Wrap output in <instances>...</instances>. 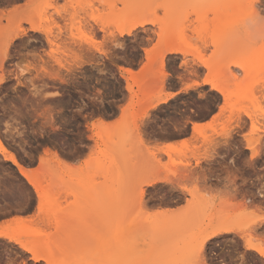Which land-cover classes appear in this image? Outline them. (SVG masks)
Here are the masks:
<instances>
[{
	"label": "rangeland",
	"instance_id": "rangeland-1",
	"mask_svg": "<svg viewBox=\"0 0 264 264\" xmlns=\"http://www.w3.org/2000/svg\"><path fill=\"white\" fill-rule=\"evenodd\" d=\"M17 5H0V48L18 27L26 31L1 65L0 139L30 170L47 159L46 150L63 164L52 165L58 177L44 183L55 200L38 204L0 156V173L14 171L12 180L25 189L18 200L0 199V220L21 219L1 228L47 258L33 260L0 239L5 264H220L219 248L229 251L224 263L264 264L245 249L251 239L264 244V223L253 225L264 218V0ZM149 18L141 31L118 37L120 27ZM27 21L50 28L54 46L29 31ZM172 47L185 55L161 61ZM121 68L133 77L125 80ZM46 74L57 78L40 77ZM33 88L42 96H32ZM57 92L59 98H42ZM167 94L171 99L145 113ZM81 105L83 115L74 111ZM97 120L110 126L94 131ZM195 122L202 124L193 132ZM168 137L181 142L166 149L161 142ZM154 179L164 181L144 186ZM105 197L118 203L105 205ZM221 227L236 232L207 241L199 252L204 235Z\"/></svg>",
	"mask_w": 264,
	"mask_h": 264
},
{
	"label": "bare ground",
	"instance_id": "bare-ground-1",
	"mask_svg": "<svg viewBox=\"0 0 264 264\" xmlns=\"http://www.w3.org/2000/svg\"><path fill=\"white\" fill-rule=\"evenodd\" d=\"M4 1H3L4 3H2L0 1L1 4H4L5 6H6V4L7 5L11 4V6L13 5L12 7L18 8L20 6V5H17L19 2H22L23 4H26V6H28L34 0H28V2H27V0H4ZM21 6H23V5H21ZM0 15H1L0 16V19H1L3 17V15H4V11H2L1 9H0ZM27 23L30 24L29 31L43 34L45 36V42L47 43V45L54 46L53 41L49 39V37L51 35V29L50 28H43L42 29V28L35 27L31 23V21H27ZM146 24H151L150 18L149 19H138L136 21H132L130 24H128L126 26H123V27H120L117 30V35H118V37H121V38L124 37V36H130L134 30H136L139 27L143 28V26L146 25ZM3 34H4L3 32H0V36L3 35ZM25 36H26V31L25 30H21V28H19V27L14 32H11V34L5 36V38L3 39V44H2V46L0 48V52H1V56H0V70L2 68L1 67L2 62L8 56L7 52L9 50L11 44L13 43V41L17 40V39H22ZM183 50L178 48V47L167 48V50H165L160 56L161 57V61L167 55H176L177 54V55L184 56L185 52ZM120 74H121V76L124 79H125L124 76H128L131 79L133 77V75H134V73L130 69H126V68L125 69L121 68L120 69ZM38 77L39 76H37V78ZM40 77H47L48 79L57 78V76H55V75H48V74H46L45 76L41 75ZM59 81H61V80L59 79ZM128 86L129 85H127V88H126L127 90L129 88ZM212 89L217 91L218 93H220L223 96V92L221 90H218L216 88H212ZM171 97H172L171 94H167V95H165L163 97L158 98L155 103L153 102L151 105H149L146 108L145 113H147V111L154 110V108H156L158 105L165 104L169 98L171 99ZM107 126H110L109 123L107 124V123H105V122H103L101 120H97V122L92 125L94 131L95 130L97 131L99 128L107 127ZM191 126H192L193 132H196L198 129L201 128V126L199 124H197V123H192ZM98 138H100L99 133L98 132H94L93 136L91 137V139H96L97 140ZM138 139H139V141L141 143L140 138H138ZM107 141H108V143L110 142V144L112 143V145H113L115 143V141H117V140H115L114 137L113 138L110 137ZM113 146H114V148L116 147V145H113ZM165 148L166 149H172L173 145H168ZM175 148L176 147H174V149ZM109 152H111V150ZM252 152H253V149L251 150V155H252ZM0 156L2 157V159L4 161L10 163L15 168V170L17 171L19 176L21 178H23L26 181V183L30 186V188L32 189V191L34 192V194L36 196V199L38 200V204H40L43 200H50V199H53V198L55 200L57 193L55 192V190L53 188L47 189L46 186L44 185V183H45L46 178L55 179L56 177H58L57 173L54 174V167H52V165H56V166L58 165V167H59L61 163L63 164V162L61 161L60 157H58L56 152H54V151L51 152L49 150H46L45 151V156L47 157V159L40 160L41 165H40V167L38 169L30 170L28 167H26V166L22 165V163H20V161H19L18 157L16 156V154H14V152H11L10 150H8L6 145L0 139ZM256 156H257V153H256ZM252 158H253V156H252ZM56 166H55V168H56ZM41 167H46L47 168L46 171L41 173L40 172ZM159 180L160 181H164V180H161V179H154V182L146 183L144 186L145 187H150V186L156 184L157 182H159ZM107 193H108L109 196L110 195H114V192H110V190H108ZM138 194L140 196L139 205L142 206V200L141 199H142V196H143V190H140V192H138ZM100 202L104 203L105 205L111 206V205H114V204L118 203V200L110 199V198H106L105 197L104 199H101ZM243 206H245V204ZM163 213H170V211L166 210ZM63 219H64V217L61 220L62 223H64ZM257 219H258V221H255V222L253 221L254 222V224H253L254 226H258V225L260 226L262 223H264V218L263 217L262 218H258L257 217ZM20 222H21L20 218H14L13 220L9 221V224L10 223L17 224V223H20ZM240 223L241 222H239V224ZM248 223H250V222H248ZM245 226H247V224H245ZM241 228H245V227L241 226ZM235 232H236L235 230L227 229V228H224V227H221L220 229H216V230L210 231L209 233L205 234L204 237L202 238L201 243H200L199 248H198V251L202 252V250H204L203 247H204V244L207 241H209L211 239H214L217 236L227 235V234L235 233ZM0 239H5V240H8L10 242H13V243L17 244L25 252L31 254L32 257H33V260H38V259H41V258L47 259L46 255H44V256L38 255L37 253H35L33 248L28 247L23 241H21V239H19L17 236H15L14 233H11V232H9V231H7L5 229H2L1 227H0ZM249 239H251V236H250ZM251 241H252V239L250 241L246 242L245 249L250 251V252L255 253L259 258L264 260V244L262 243V241L257 240V242H254V243L251 242ZM103 243L104 242H101L99 247H101L103 245ZM198 258H199V256H198ZM198 264H200V263H198ZM202 264H204L203 260H202Z\"/></svg>",
	"mask_w": 264,
	"mask_h": 264
},
{
	"label": "snow or ice",
	"instance_id": "snow-or-ice-1",
	"mask_svg": "<svg viewBox=\"0 0 264 264\" xmlns=\"http://www.w3.org/2000/svg\"><path fill=\"white\" fill-rule=\"evenodd\" d=\"M119 47V45H117ZM21 74H24V70H21ZM103 75V73H102ZM4 77L0 76V84L4 82ZM31 95L35 97H41V92L37 91L35 88L32 89ZM60 93H50V94H43V100L48 101L50 98H59ZM90 99L95 100L96 97L92 96ZM27 102V98H25V103ZM74 111L77 114L83 115L85 112H87V106L81 105L80 107H76ZM45 123H49L47 118H45ZM41 133H43V128L41 129ZM252 156L255 157L256 153L255 151L252 152ZM6 167V166H5ZM12 175H15L14 171ZM12 175H9L8 173H0V198H8L11 197L13 199H19L25 194V189L23 187H18L16 183L12 180ZM0 264H5L4 259L2 255H0Z\"/></svg>",
	"mask_w": 264,
	"mask_h": 264
},
{
	"label": "crops",
	"instance_id": "crops-1",
	"mask_svg": "<svg viewBox=\"0 0 264 264\" xmlns=\"http://www.w3.org/2000/svg\"><path fill=\"white\" fill-rule=\"evenodd\" d=\"M144 27V26H143ZM146 27H150L149 25H147ZM142 28V27H141ZM139 31H141V29H137L136 30V32H139ZM140 56H141V58H146V55L144 54V52H141L140 53ZM119 75H121L120 74V72H119ZM94 122V121H93ZM92 122H90V124H91ZM195 123H197V124H199V125H201L202 124V122H195ZM190 129H192V127H190ZM181 142V140L180 139H178V140H175L173 137H171V138H167V139H163L162 140V142H161V144H163V145H176V144H178V143H180ZM11 218H6V219H3V220H0V227H2V225H3V223L5 222V221H9Z\"/></svg>",
	"mask_w": 264,
	"mask_h": 264
},
{
	"label": "flooded vegetation",
	"instance_id": "flooded-vegetation-1",
	"mask_svg": "<svg viewBox=\"0 0 264 264\" xmlns=\"http://www.w3.org/2000/svg\"><path fill=\"white\" fill-rule=\"evenodd\" d=\"M2 3H4L5 1L4 0H0ZM4 1V2H3ZM1 2H0V4H1ZM19 55H21V54H19ZM14 56V55H13ZM89 88H92V86H88ZM73 103V102H72ZM69 131H71V130H69ZM71 141H74V139L73 138H71L70 139ZM1 200H3L2 198H0ZM11 200V197H8V198H6V200ZM219 250H220V252L216 255V256H218V259L216 260L217 261V263H220V264H227V263H224V258H226L227 257V253L229 252V251H227V250H223V249H221V248H219ZM240 258V257H239ZM238 259V258H237ZM236 260V259H235Z\"/></svg>",
	"mask_w": 264,
	"mask_h": 264
}]
</instances>
